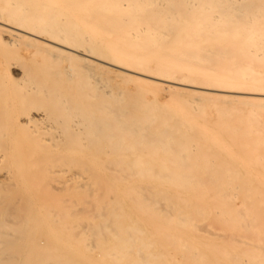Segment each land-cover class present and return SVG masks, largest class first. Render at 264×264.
Returning <instances> with one entry per match:
<instances>
[{
  "label": "bare ground",
  "instance_id": "1",
  "mask_svg": "<svg viewBox=\"0 0 264 264\" xmlns=\"http://www.w3.org/2000/svg\"><path fill=\"white\" fill-rule=\"evenodd\" d=\"M0 264H264V0H0Z\"/></svg>",
  "mask_w": 264,
  "mask_h": 264
},
{
  "label": "rangeland",
  "instance_id": "2",
  "mask_svg": "<svg viewBox=\"0 0 264 264\" xmlns=\"http://www.w3.org/2000/svg\"><path fill=\"white\" fill-rule=\"evenodd\" d=\"M168 97V92L167 91H164L161 95H160V98L161 99H166Z\"/></svg>",
  "mask_w": 264,
  "mask_h": 264
}]
</instances>
